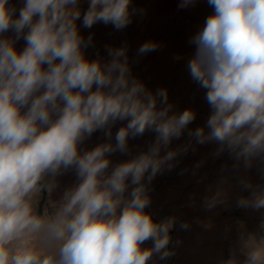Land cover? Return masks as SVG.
I'll list each match as a JSON object with an SVG mask.
<instances>
[{
	"label": "clouds",
	"instance_id": "clouds-1",
	"mask_svg": "<svg viewBox=\"0 0 264 264\" xmlns=\"http://www.w3.org/2000/svg\"><path fill=\"white\" fill-rule=\"evenodd\" d=\"M196 2L180 0L178 7ZM207 4L213 11L189 40L195 50L186 68L205 90L211 112L189 136L197 144L215 142L217 156L227 151L234 169L248 170L264 162V0ZM79 5L23 0L17 16L9 0H0V264H148L154 254L161 260L175 254L168 248L175 217L154 222L145 212L148 185L165 166L172 170L179 150L169 145L196 113L173 112L166 88L153 93L134 77L126 45L107 47V62L88 59L93 37L81 35ZM88 5L87 29L103 23L123 30L137 11L130 10L131 0ZM21 40L25 46L18 49ZM158 47L147 41L137 55ZM118 121L127 123L112 143ZM97 130L107 142L82 149ZM148 130L156 134L148 150L109 171L110 154L127 153L129 138ZM70 169L78 182L41 210V195H50L56 177ZM238 184L249 195L239 196L237 207L264 209V185L243 176ZM226 198L217 191L203 205L211 210ZM149 240L152 247H142ZM239 245L243 264H264V234L242 233Z\"/></svg>",
	"mask_w": 264,
	"mask_h": 264
},
{
	"label": "rangeland",
	"instance_id": "rangeland-1",
	"mask_svg": "<svg viewBox=\"0 0 264 264\" xmlns=\"http://www.w3.org/2000/svg\"><path fill=\"white\" fill-rule=\"evenodd\" d=\"M9 3L16 7L18 16L23 0H9ZM179 3L180 0H131L130 10L136 9V14L126 28L116 30L111 24L103 23H97L91 29L84 28L82 16L89 5L88 0H80L82 16L77 25L82 36L87 38L91 34L93 37L92 45L85 49L88 59L100 58L107 62L110 59L107 47L118 48L126 45L134 77L153 93L159 88H166L173 112L192 109L196 113L195 120L188 125L181 137L174 138L169 145V150H179L172 162L174 167L169 171L165 166L148 185L150 204L145 212L151 214L154 222H161L169 217H175L176 220L168 245L169 250L175 254L163 260L159 254H154L148 264H223L230 258L235 259L237 264H243L245 257L240 251L239 238L242 233L264 234V230L260 228L264 222V209L254 211L236 206L239 196L249 195L247 191H239L238 188L241 187L238 178L243 176L253 185H264V162L256 161L248 170L242 164L234 169L236 161L227 151L219 156L215 154L218 148L215 142L197 144L189 136L190 131L206 125L211 112L204 98L205 90L191 80L186 68L187 60L195 50L189 40L203 27L205 19L213 9L208 6L207 0H197L194 5L184 9L178 7ZM6 35L11 36L12 32ZM147 41L157 42L159 47L153 52L138 56V49ZM24 46L23 40L16 45L18 49ZM126 123L127 121H118L112 127V143H115V133ZM155 136V132L148 130L143 136L130 137L127 153L117 151L110 154L109 171L111 167L146 152ZM105 142L107 138L104 132L97 130L85 140L81 148L90 150ZM163 154L164 150L161 152ZM201 171L202 175H199ZM56 181L57 187L50 195H41V210L49 200L58 201L68 186L72 187L77 183L75 170L64 172L56 177ZM194 189L197 192H193ZM199 190H203L206 197L222 191L227 194V198L224 203L206 210L203 205L206 197H202ZM162 194L164 195L161 196ZM183 199H188V204L180 205ZM184 223L189 225L187 229L181 228ZM152 245L153 241L149 240L142 247L150 248Z\"/></svg>",
	"mask_w": 264,
	"mask_h": 264
},
{
	"label": "bare ground",
	"instance_id": "bare-ground-1",
	"mask_svg": "<svg viewBox=\"0 0 264 264\" xmlns=\"http://www.w3.org/2000/svg\"><path fill=\"white\" fill-rule=\"evenodd\" d=\"M187 108V107H186ZM204 147V146H203ZM133 156H134V154H133ZM197 169H195V171H196ZM250 171V170H249ZM196 172H194V174H195ZM201 174H199V175H202V171L200 172ZM196 175H197V173H196ZM193 177V176H192ZM199 178V177H198ZM190 180H191V178H190ZM190 180H188V181H190ZM192 180H193V178H192ZM197 181H199V180H196V182ZM78 182V181H77ZM194 182H195V180H194ZM182 183V182H181ZM191 183V182H190ZM70 184V183H69ZM188 184H189V182H188ZM71 186V185H70ZM70 186H68V187H70ZM188 186V185H187ZM187 186H185V188L187 187ZM183 188V187H182ZM65 189V188H64ZM192 189V188H191ZM230 189V188H229ZM239 189V191H241V188H238ZM193 192L195 191V192H197L195 189L194 190H192ZM201 193H200V195L202 196V197H206V195H204L205 193H203L204 191L203 190H199ZM191 193V192H190ZM189 193V194H190ZM207 193V192H206ZM178 194V193H177ZM183 194H185V192L183 193ZM198 194V193H197ZM164 194H162L161 196H163ZM181 194H179V196H180ZM190 195H192V194H190ZM184 196V195H183ZM197 197H199L198 195H197ZM207 197H210V196H207ZM202 199V198H201ZM159 200H160V198H159ZM180 201V200H179ZM186 201H188V199H183V201H181L180 202V205L182 204V203H187ZM192 203V202H191ZM179 204V203H178ZM188 204V203H187ZM161 205V204H160ZM185 259V258H184Z\"/></svg>",
	"mask_w": 264,
	"mask_h": 264
}]
</instances>
